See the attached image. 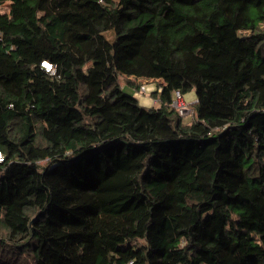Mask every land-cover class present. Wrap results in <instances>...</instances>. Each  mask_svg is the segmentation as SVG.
<instances>
[{
    "label": "trees",
    "instance_id": "16d2710c",
    "mask_svg": "<svg viewBox=\"0 0 264 264\" xmlns=\"http://www.w3.org/2000/svg\"><path fill=\"white\" fill-rule=\"evenodd\" d=\"M3 6L0 264H264V0Z\"/></svg>",
    "mask_w": 264,
    "mask_h": 264
},
{
    "label": "rangeland",
    "instance_id": "374dc122",
    "mask_svg": "<svg viewBox=\"0 0 264 264\" xmlns=\"http://www.w3.org/2000/svg\"><path fill=\"white\" fill-rule=\"evenodd\" d=\"M0 10L5 11L7 10V6H3L0 8ZM244 34H247V32H243ZM106 35L108 36L109 39H113V31H108L106 33ZM132 80L135 83H139L140 84V88L137 89L136 87L130 86V85H123V90L128 93V94H132L133 96L137 97L139 100L140 105L151 108V107H159V103L156 101V99L152 96V92L157 90L158 86L156 84V80L153 81L147 78H142V77H137V76H132L131 77ZM144 85L145 86V91H143L141 89V86ZM181 100H183L184 102H186L187 104L192 105L193 102L196 101L197 99V94H196V89L193 88L190 91H188L185 94H181ZM191 110L189 111L188 114H186L184 117H187V120L192 119V113H193V109L192 106H190ZM143 243L142 240H135L132 242V244H137V245H141Z\"/></svg>",
    "mask_w": 264,
    "mask_h": 264
},
{
    "label": "built area",
    "instance_id": "2783aa9c",
    "mask_svg": "<svg viewBox=\"0 0 264 264\" xmlns=\"http://www.w3.org/2000/svg\"><path fill=\"white\" fill-rule=\"evenodd\" d=\"M43 64H45L47 66V69L51 70L52 72L54 71V67L52 66V64L48 63V62H43ZM141 89L143 91H145V86L142 85ZM181 92L180 91H176L175 92V97L172 101V106L175 107L178 112L180 113V115L185 116L186 114L189 113V111L191 110L189 104H187L186 102H184L183 100H181ZM5 160V156L4 153L2 151H0V163H2ZM126 264H133V261H130Z\"/></svg>",
    "mask_w": 264,
    "mask_h": 264
},
{
    "label": "crops",
    "instance_id": "0c3cea01",
    "mask_svg": "<svg viewBox=\"0 0 264 264\" xmlns=\"http://www.w3.org/2000/svg\"><path fill=\"white\" fill-rule=\"evenodd\" d=\"M150 80H152V79H150ZM155 80H156V84H157V86L162 82L161 79H155ZM155 80H153V81H155ZM136 84H138V83H136Z\"/></svg>",
    "mask_w": 264,
    "mask_h": 264
},
{
    "label": "clouds",
    "instance_id": "9594fccd",
    "mask_svg": "<svg viewBox=\"0 0 264 264\" xmlns=\"http://www.w3.org/2000/svg\"><path fill=\"white\" fill-rule=\"evenodd\" d=\"M44 62H47V61H44ZM49 63V62H48ZM46 68H47V66L45 65V64H43Z\"/></svg>",
    "mask_w": 264,
    "mask_h": 264
}]
</instances>
